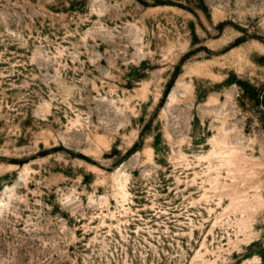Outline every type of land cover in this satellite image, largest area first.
<instances>
[{
    "label": "rangeland",
    "instance_id": "obj_1",
    "mask_svg": "<svg viewBox=\"0 0 264 264\" xmlns=\"http://www.w3.org/2000/svg\"><path fill=\"white\" fill-rule=\"evenodd\" d=\"M0 264H264V0H0Z\"/></svg>",
    "mask_w": 264,
    "mask_h": 264
},
{
    "label": "trees",
    "instance_id": "obj_2",
    "mask_svg": "<svg viewBox=\"0 0 264 264\" xmlns=\"http://www.w3.org/2000/svg\"><path fill=\"white\" fill-rule=\"evenodd\" d=\"M261 259H263V256L261 257Z\"/></svg>",
    "mask_w": 264,
    "mask_h": 264
}]
</instances>
